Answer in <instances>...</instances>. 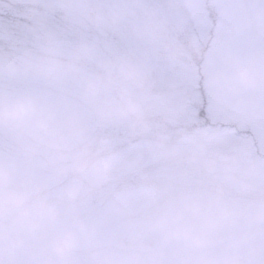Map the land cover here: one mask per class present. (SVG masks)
<instances>
[{
    "label": "rangeland",
    "instance_id": "374dc122",
    "mask_svg": "<svg viewBox=\"0 0 264 264\" xmlns=\"http://www.w3.org/2000/svg\"><path fill=\"white\" fill-rule=\"evenodd\" d=\"M108 2L119 4L124 20L101 36L84 16L69 22L54 14L61 0H0L5 51L15 45L63 58L92 46L91 59L81 52V73L55 84L0 80L37 99L43 121L15 133L0 128V264H264V228L250 222L264 211V92L238 97L227 84L241 63L264 74V0ZM154 5L162 6L170 37L199 55L161 58L148 33ZM27 6L48 9L35 32ZM122 60L150 74L148 98L134 92L151 110L149 134L101 122L97 105L84 98L83 80L98 74L107 83L100 65ZM85 141L93 152L103 142L110 169L90 175L69 200L64 170ZM69 229L79 244L61 260L51 243ZM184 232L202 244L176 238ZM17 238L23 247L11 250Z\"/></svg>",
    "mask_w": 264,
    "mask_h": 264
},
{
    "label": "clouds",
    "instance_id": "9594fccd",
    "mask_svg": "<svg viewBox=\"0 0 264 264\" xmlns=\"http://www.w3.org/2000/svg\"><path fill=\"white\" fill-rule=\"evenodd\" d=\"M30 3V0H26ZM6 5L0 3V12ZM54 14L62 16L71 22L77 16L87 18V25L95 29L101 36L106 35L107 30L118 31L124 15L117 3L108 0H80L73 5L70 0H61ZM147 14L153 19L148 25L150 43L156 47L157 53L162 59L172 62H180L190 55V50L199 55L194 45L184 43L171 38L166 19L161 5L151 6ZM48 15V9H38L27 6L26 16L32 24V31H36V18ZM51 38L53 33L46 34ZM87 52L91 59L92 46H83L80 49L68 52L61 58L57 51H48L41 56H35L28 48L5 51L0 48V80H14L17 78H43L55 84L68 75H79L82 71L81 52ZM100 68L107 73L105 78L93 74L82 82L83 94L86 101L97 105V115L101 122H109L123 125L130 129L135 136L137 134H149L152 132L149 123L151 118L150 108L138 99L134 92L143 94L145 99L151 93L153 83H149L150 74L146 73L137 63L129 60L101 64ZM120 83V87L112 88L111 85ZM227 84L236 96H244L254 92H264V74L251 64H238L227 79ZM103 93V96H102ZM41 107L37 99L28 92H16L0 86V128L11 132H17L27 123L35 122L43 126L39 119ZM111 160L106 154L103 142H100L95 152L88 141L77 157L76 161L64 170L66 176L71 177V182L65 195L69 200H75L80 193L81 185L90 175L107 174ZM21 201H16L18 207ZM49 216L53 215L51 208L46 209ZM257 227L264 228V211L258 212L250 221ZM81 230H82V226ZM34 230V228L32 229ZM177 239L193 245H201L202 241L191 232L176 235ZM24 240L17 238L10 243V249L23 247ZM79 244L76 232L69 229L54 239L51 243L52 253L64 260L72 255Z\"/></svg>",
    "mask_w": 264,
    "mask_h": 264
}]
</instances>
